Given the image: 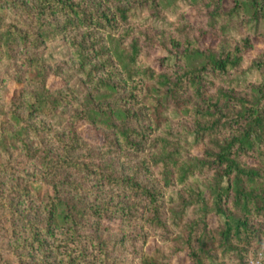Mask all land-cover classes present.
<instances>
[{"label": "trees", "instance_id": "1", "mask_svg": "<svg viewBox=\"0 0 264 264\" xmlns=\"http://www.w3.org/2000/svg\"><path fill=\"white\" fill-rule=\"evenodd\" d=\"M126 1L128 5H118L116 12L122 20L129 21L135 18L130 13L140 4L133 6L131 0ZM144 1L153 5L158 2ZM211 1L220 5L223 0ZM36 2V12H32L25 2L16 3L31 17V21L15 24L0 33V57L3 54L12 57V46L36 49L76 32L70 44L80 64L83 81L91 85V89L85 96L72 95L70 90L49 94L48 67L44 60L30 56L28 79L36 86L28 102L31 114L53 113L57 106L74 97L78 101V111L72 119L85 120L96 127L102 135L101 144L139 152L141 143L151 133L148 128L131 125L143 119L142 110L136 109L141 99L150 103L151 116L156 125L161 126L171 108L183 110L188 106L189 97L183 98L185 93L194 91L197 96L204 97L207 84L214 85L216 94L205 99V105H196L189 111L194 118L192 130L184 135L169 130L155 139L164 152L159 160L165 168L174 169L176 182L185 189V195L180 193L170 198L171 223L178 227L185 219L191 218L190 222L185 223L190 233L188 254L197 264H204L217 250L225 255L236 254L240 260L238 264H250L251 260L261 257L264 254V233L253 228L249 218L264 215V82L251 87L254 94L236 96L225 87L216 86L208 78L209 74H213L220 76L225 83L230 80V74L244 62L238 45L232 48L223 42L218 50H201L196 42H192L181 54L183 69L167 74L156 73L153 68L140 65L137 44L129 51L116 40L113 55L122 73L111 70L103 76L108 63L95 62L89 66L94 56L103 57L95 51L98 40L91 45L89 41L95 38V29H106L114 24L115 15L101 11L100 4L94 0ZM230 3L228 9H216L211 15V23L220 33L229 34L245 19L248 25L264 24V0H230ZM82 28L86 31L79 39L77 34ZM242 41L247 48L251 37L247 36ZM89 50L94 53L89 54ZM255 64L264 69V51L258 55ZM97 74L100 76L95 80ZM80 96L81 100L78 99ZM45 125L27 124L12 140L30 150V143L25 140L28 128L36 133L47 132L49 129ZM71 129L74 132H71V146L67 150L82 145L78 141L80 135L74 127ZM58 138L69 142L61 136ZM204 141L207 147L203 154L191 156L192 148ZM48 158L45 159L48 160L46 167L59 165V161ZM76 159L64 156L62 161L67 162V167L94 173L101 183L123 188L135 197L147 200L152 209L147 222L156 228L166 227L158 193L137 179L139 170L131 175L103 173L101 167L91 171L87 164ZM6 165H0L1 172L6 171ZM61 182L44 194L33 192L28 186L20 191L22 196L28 198L33 195L39 202L24 209L19 205L12 207V231L18 237L13 250L14 264H113L106 243L97 235L101 230L98 220L106 218L108 211L115 213L123 208L108 201L88 204L82 196L78 202L70 203L68 192L82 193L85 190L87 193L92 189H84L81 183L75 181ZM210 215L222 220L211 222ZM255 240L258 243L253 246ZM209 244H214V247L210 248ZM53 253L56 255L52 256ZM1 260L0 264H8Z\"/></svg>", "mask_w": 264, "mask_h": 264}, {"label": "rangeland", "instance_id": "2", "mask_svg": "<svg viewBox=\"0 0 264 264\" xmlns=\"http://www.w3.org/2000/svg\"><path fill=\"white\" fill-rule=\"evenodd\" d=\"M94 1L100 4L101 11L114 14L116 17V22L106 29H95L93 31L95 38H90L89 41L91 45L98 40L95 51L103 56L102 58L94 56L89 66H93L95 62L108 63L103 76L111 70L122 73L118 60L113 55L116 40L120 41L122 48L129 51L137 44L139 64L153 68L156 73L167 74L183 69L181 54L186 51L188 45H192V42H196L201 50H218L223 42H227L232 48L238 45L244 62L230 74L228 82H223L220 76L213 74L208 75L209 81L215 82L218 87H225L236 96L252 95L255 92H252L251 87L264 82V69L255 64L258 55L264 51V24L248 25V20L245 19L229 34L224 35L211 23L212 13L216 9H228L231 6L230 0H223L220 5L211 0H158L157 5L144 0H131L133 6L139 4L140 6L130 13L135 15V18L129 21L122 20L116 12L118 5H128V1ZM19 2H25L32 12H36V0H0V33L13 25L16 26L15 24L31 21V17L17 6L16 3ZM85 31L83 28L80 29L77 38L81 39ZM75 34L76 32H71L65 38L56 39L36 49L22 45L12 46V57L6 54L0 57V165L7 164L6 171H0L1 262L15 263L13 250L18 237L12 231V207L19 205L24 209L39 202L33 195L28 198L22 196L20 193L22 188L28 186L31 191L44 194L48 190L52 191L53 186L61 181V183L75 181L81 183L84 189L90 187L92 190L87 193L85 190L82 193L68 192L67 198L70 199V203L78 202L82 196L84 202L88 204L91 202L102 204L108 201L123 208L119 212H112L113 214L108 211L106 218L98 220L101 230L97 235L106 243L113 264H197L188 254L187 241L190 233L185 223L190 222L191 218L185 219L184 223L176 227L171 223L172 213L169 211L171 196L180 193L185 195V189L176 182L174 169L165 168L164 163L159 160L164 152L160 144L155 143V139L162 137L169 130L183 135L192 130L194 118L189 111L196 105H205L204 100L216 94L214 85L207 84L204 97L197 96L194 91L185 93L183 98L189 97L188 106L183 110L171 108L167 120L161 126H157L151 116L150 103L141 99L136 109L142 110L143 119L131 125L140 129L148 128L151 133L141 143L139 152L121 150L115 145H103L102 135L96 127L85 120L72 119L78 111V101L74 100V97L57 106L53 113L29 112L30 93L36 91V86L28 79L31 70L28 62L30 56L44 60L48 67L49 94L70 90L72 95L85 96L88 89H91V85L83 81V75L79 71L80 64L70 44V39ZM247 36L251 37V43L245 48L242 40ZM88 53L94 52L89 50ZM98 76L100 74L95 76V80ZM82 96L78 99L81 100ZM235 108L238 109V106ZM41 123L46 124V128L49 129L47 132L36 133L28 128L25 140L30 143V150L12 140L27 124ZM72 127L80 135L78 141L82 145L67 150V147L71 146L69 139L71 132H74ZM58 136L69 142L65 143ZM206 147V141L193 147L191 156L202 155ZM64 156L71 159L76 157L78 162L87 164L91 171L101 167L103 173L131 175L135 170H139L137 179L158 193L161 201L159 203L164 210L162 219L166 222V227L156 228L147 222L148 217L152 215L147 200L135 197L123 188L101 183L94 173L67 167V162L62 161ZM46 158L60 163L46 167L48 161H45ZM64 188L63 185L62 189ZM216 220L222 219L210 215L211 222L217 223ZM249 224L264 233V215L251 216ZM257 243L255 240L253 246ZM213 245L209 244V247L212 248ZM55 255L53 253L52 256ZM212 255L204 264L240 262L236 254L225 255L221 250ZM261 256L264 257V254Z\"/></svg>", "mask_w": 264, "mask_h": 264}, {"label": "built area", "instance_id": "3", "mask_svg": "<svg viewBox=\"0 0 264 264\" xmlns=\"http://www.w3.org/2000/svg\"><path fill=\"white\" fill-rule=\"evenodd\" d=\"M250 264H264V258L261 256L257 259H253L250 261Z\"/></svg>", "mask_w": 264, "mask_h": 264}]
</instances>
